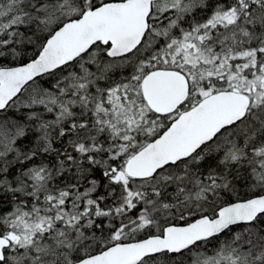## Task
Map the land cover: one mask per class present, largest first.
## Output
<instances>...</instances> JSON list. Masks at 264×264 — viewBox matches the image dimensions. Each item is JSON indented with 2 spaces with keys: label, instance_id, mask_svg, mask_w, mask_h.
Wrapping results in <instances>:
<instances>
[{
  "label": "snow or ice",
  "instance_id": "snow-or-ice-1",
  "mask_svg": "<svg viewBox=\"0 0 264 264\" xmlns=\"http://www.w3.org/2000/svg\"><path fill=\"white\" fill-rule=\"evenodd\" d=\"M0 264H264V0H0Z\"/></svg>",
  "mask_w": 264,
  "mask_h": 264
}]
</instances>
